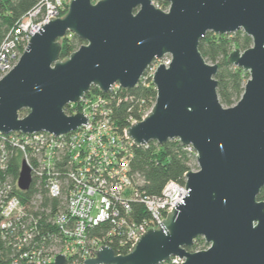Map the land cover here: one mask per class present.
<instances>
[{
  "label": "water",
  "instance_id": "water-1",
  "mask_svg": "<svg viewBox=\"0 0 264 264\" xmlns=\"http://www.w3.org/2000/svg\"><path fill=\"white\" fill-rule=\"evenodd\" d=\"M2 0H0L1 2ZM72 0L67 13L51 17L30 39L20 60L0 79V133L64 135L88 123L67 115L93 86H138L151 65L157 90L144 119L126 129L136 147L171 140L192 146L199 169L189 170L182 202L160 228L148 231L127 254L99 248L86 264H264V0ZM243 30L253 45L228 58L250 75L240 100L222 104L218 65L200 52L208 32ZM84 43L62 60V38ZM27 110L25 116L20 112ZM78 110V107H77ZM32 172L22 161L18 186L28 190ZM198 237L208 248L191 251ZM59 254L55 264H67Z\"/></svg>",
  "mask_w": 264,
  "mask_h": 264
},
{
  "label": "built area",
  "instance_id": "built-area-1",
  "mask_svg": "<svg viewBox=\"0 0 264 264\" xmlns=\"http://www.w3.org/2000/svg\"><path fill=\"white\" fill-rule=\"evenodd\" d=\"M71 1L41 0L7 33L0 45V79L16 66L42 24L62 17ZM158 62L169 65L171 57L151 65L148 76H153ZM121 89L115 84L107 93L90 90L80 102L66 106L69 116L89 117L87 125L70 133H0V170L6 172L16 149L39 189L24 201L19 191L27 190L19 188L18 179L15 183L9 174L0 177V264H55L59 254L69 258L67 264H86L102 245L117 248L116 254L129 253L148 227L160 228L183 201L188 192L185 176L184 183L167 181L159 195L143 189L146 180L132 168L136 146L126 129L149 111L141 119L130 117L120 128L114 102L123 100ZM182 262L173 256L162 264Z\"/></svg>",
  "mask_w": 264,
  "mask_h": 264
},
{
  "label": "trees",
  "instance_id": "trees-1",
  "mask_svg": "<svg viewBox=\"0 0 264 264\" xmlns=\"http://www.w3.org/2000/svg\"><path fill=\"white\" fill-rule=\"evenodd\" d=\"M41 0H2L0 2V45L7 33L17 25L18 21L32 8L40 3ZM155 4L166 10L169 3L166 0H153ZM68 8L61 14L64 16ZM62 51L60 58L67 59L76 51L84 41L69 33L62 38ZM253 45L252 38L243 30L232 34H216L208 32L200 41V52L203 57L212 64L218 65L215 78L218 82L217 91L222 104L226 107L235 105L241 98L247 80L250 75L245 73L242 68L233 66L228 58L234 49L242 51ZM92 91L101 93L98 87L93 86ZM123 100L119 103L114 102L115 115L118 119L120 128L128 124L130 117L141 119L144 112L149 111L157 98V90L153 84L152 77L146 72L138 86L132 89H121L119 93ZM129 99L125 100L124 97ZM27 110L20 112L25 116ZM23 156L18 150L13 151V156L9 162L6 172L0 170V177L11 175L16 183L19 178ZM132 168L140 172L146 180L143 189L149 195H159L167 181L176 180L180 183L185 182V174L192 170L196 164V154L187 146L180 144L178 140H171L164 145L151 142L148 146L134 147ZM35 182L26 192H20L24 201H29L38 193ZM259 200H264V187L262 188ZM57 200H54L56 204ZM98 230V229H97ZM96 233V231H95ZM208 248V244L203 237H198L194 245L189 248L191 251L203 250ZM118 252L117 248H114ZM124 254L127 251H122Z\"/></svg>",
  "mask_w": 264,
  "mask_h": 264
},
{
  "label": "rangeland",
  "instance_id": "rangeland-1",
  "mask_svg": "<svg viewBox=\"0 0 264 264\" xmlns=\"http://www.w3.org/2000/svg\"><path fill=\"white\" fill-rule=\"evenodd\" d=\"M159 7V6H158ZM169 8V7H168ZM168 8L166 9V10H168ZM161 62H158V64H160ZM196 164H197V161H196ZM199 169V167H198V164H197V166H194L193 167V171H197Z\"/></svg>",
  "mask_w": 264,
  "mask_h": 264
}]
</instances>
